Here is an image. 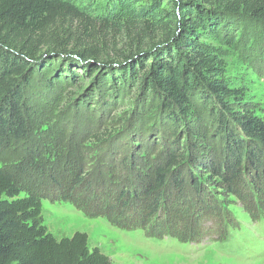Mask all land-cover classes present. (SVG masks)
I'll list each match as a JSON object with an SVG mask.
<instances>
[{
	"label": "trees",
	"instance_id": "1",
	"mask_svg": "<svg viewBox=\"0 0 264 264\" xmlns=\"http://www.w3.org/2000/svg\"><path fill=\"white\" fill-rule=\"evenodd\" d=\"M96 1L0 0V144L26 138L43 71L46 90L60 79L76 80V69L100 64L106 70L97 80L110 86L109 97L131 85L176 127L163 160L143 179L144 193L159 199L168 184L180 189L184 171L198 193L201 169L234 192L235 183H259L264 119L248 106L246 89L225 79L222 50L207 40L233 45L232 29L245 37L247 23L264 30V0H100L102 7ZM95 28L121 33L134 47L116 62H102L96 46L84 44L95 39ZM208 132L219 148L204 162ZM50 184L58 186L52 177ZM20 193L14 176L0 169V264H109L84 232L56 239L39 222V198Z\"/></svg>",
	"mask_w": 264,
	"mask_h": 264
},
{
	"label": "rangeland",
	"instance_id": "2",
	"mask_svg": "<svg viewBox=\"0 0 264 264\" xmlns=\"http://www.w3.org/2000/svg\"><path fill=\"white\" fill-rule=\"evenodd\" d=\"M246 25L245 37L232 29L233 45L207 41L222 50L225 79L246 89L248 106L264 119V30ZM95 33L84 44L96 46L102 62L134 47L121 33ZM104 70L76 69V80L60 79L46 90L43 71L26 138L0 144V169L14 176L21 197L39 198V222L56 239L86 233L109 264H264V178L254 186L235 183L234 192L201 169L195 178L202 188L194 193L184 171L180 189L168 184L159 199L144 193L143 179L163 160L176 127L131 85L109 97L110 86L97 80ZM203 146L200 159L207 162L219 143L208 132Z\"/></svg>",
	"mask_w": 264,
	"mask_h": 264
}]
</instances>
